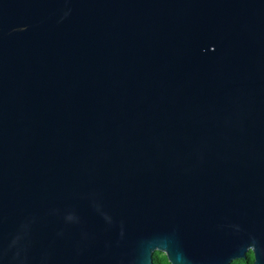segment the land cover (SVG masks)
Here are the masks:
<instances>
[{
    "label": "water",
    "instance_id": "water-1",
    "mask_svg": "<svg viewBox=\"0 0 264 264\" xmlns=\"http://www.w3.org/2000/svg\"><path fill=\"white\" fill-rule=\"evenodd\" d=\"M264 264V0H0V264Z\"/></svg>",
    "mask_w": 264,
    "mask_h": 264
},
{
    "label": "trees",
    "instance_id": "trees-1",
    "mask_svg": "<svg viewBox=\"0 0 264 264\" xmlns=\"http://www.w3.org/2000/svg\"><path fill=\"white\" fill-rule=\"evenodd\" d=\"M254 262H255L254 254L253 252H250L247 255L246 259L237 260L233 262V264H254ZM154 264H171V263L168 261V258L166 257V255L157 252L154 258Z\"/></svg>",
    "mask_w": 264,
    "mask_h": 264
}]
</instances>
